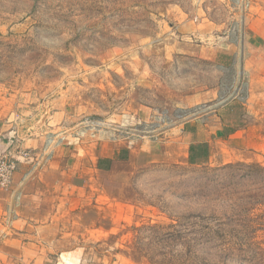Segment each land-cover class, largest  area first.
Returning a JSON list of instances; mask_svg holds the SVG:
<instances>
[{
    "label": "rangeland",
    "instance_id": "374dc122",
    "mask_svg": "<svg viewBox=\"0 0 264 264\" xmlns=\"http://www.w3.org/2000/svg\"><path fill=\"white\" fill-rule=\"evenodd\" d=\"M53 100L89 127L125 132L142 105L158 131L215 109L244 130L203 163L103 175L80 264H264V0H0V115Z\"/></svg>",
    "mask_w": 264,
    "mask_h": 264
},
{
    "label": "crops",
    "instance_id": "0c3cea01",
    "mask_svg": "<svg viewBox=\"0 0 264 264\" xmlns=\"http://www.w3.org/2000/svg\"><path fill=\"white\" fill-rule=\"evenodd\" d=\"M199 51V57L210 60L220 56L217 50ZM191 100L178 104L180 109L197 104ZM133 112L119 116L125 132L89 127L84 116L59 100L43 102L35 111L0 115V153L11 145L38 152L48 139L53 143L46 163L30 171L31 161L20 158L11 186L0 188V264H80L79 209L96 200L103 175L144 156L155 162L203 163L209 152L202 156L201 145L244 138V130L225 125L215 109L202 120L188 117L167 125L152 139L137 130L153 123L156 111L140 105ZM227 147L233 153L241 148Z\"/></svg>",
    "mask_w": 264,
    "mask_h": 264
},
{
    "label": "built area",
    "instance_id": "2783aa9c",
    "mask_svg": "<svg viewBox=\"0 0 264 264\" xmlns=\"http://www.w3.org/2000/svg\"><path fill=\"white\" fill-rule=\"evenodd\" d=\"M156 125L154 123L150 125L152 132H149V128H145L146 132L151 134L150 136L152 139L157 137L159 132L163 131V129L158 131L160 128L158 129ZM138 131L143 132V129H138L137 132ZM52 145V141L48 139L42 149L38 152L30 149H22L20 146L11 145L6 151L0 153V188L8 189L11 186L13 175L18 168L20 158L29 159L31 161L29 170L33 171L50 159L52 155Z\"/></svg>",
    "mask_w": 264,
    "mask_h": 264
}]
</instances>
